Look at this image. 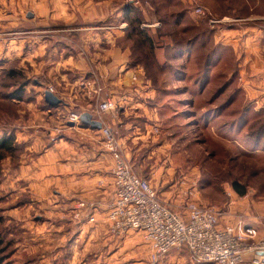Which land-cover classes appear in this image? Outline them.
<instances>
[{"label": "rangeland", "instance_id": "374dc122", "mask_svg": "<svg viewBox=\"0 0 264 264\" xmlns=\"http://www.w3.org/2000/svg\"><path fill=\"white\" fill-rule=\"evenodd\" d=\"M204 2L212 7H204L199 0H0V137L7 132L16 140L15 151L0 162V264H124L130 261L126 256L137 249L123 247L119 262L102 259L97 236L89 238L86 231L80 234L68 212L52 207V201L60 197L50 192L52 201L38 200L28 183L16 179L20 161L24 165L25 158L35 160L45 150L39 142L33 148L35 134L40 142L45 141L40 136H46L41 129L46 118L37 116L42 104L36 94L44 87L54 91L55 85L64 91L62 82L70 76L61 79L59 71L48 72L51 54L46 59L45 53L55 34L75 30L89 36L87 44L95 43L89 32L98 38L97 60L88 57L85 70H95L88 72L93 83L100 79L109 86L114 81L113 96L103 99V94L98 100L109 99L118 106L106 111L114 112L117 149L125 145L132 150L128 159L120 153L139 176L148 179L158 198L178 212L192 199L202 206H214L221 224H264V108L256 109L254 98L241 87L231 50L227 48L221 61L222 55H215L209 41L213 31L237 22L231 17L234 14L220 0ZM124 6L137 9L141 27L153 31L163 46L159 64L147 44L140 43L135 52L132 43L126 46ZM197 8L205 11L204 16ZM235 9V14L240 12ZM180 18L182 25L176 22ZM209 19L220 22L212 24ZM119 32L121 37H115ZM191 34L198 37L197 45L183 49L187 52L182 55L177 43ZM70 40H64L67 48L75 46L77 51V40ZM119 49L129 51L128 64L119 57ZM99 61L102 69H97ZM63 66L69 67L66 58L55 65ZM5 68L19 70V74L8 77ZM26 80L20 102L5 97L12 90L10 85ZM130 97L136 98L133 107L126 102ZM126 105L128 112L120 115L119 106ZM71 114L78 113L67 117ZM68 123L79 132V123ZM123 124L128 127L124 129ZM60 127L68 125L63 122ZM55 131L60 134L62 128ZM16 132L26 139L18 141ZM234 181L244 186L243 195L233 189ZM124 235L120 237L135 236ZM245 258L249 264V255Z\"/></svg>", "mask_w": 264, "mask_h": 264}, {"label": "crops", "instance_id": "0c3cea01", "mask_svg": "<svg viewBox=\"0 0 264 264\" xmlns=\"http://www.w3.org/2000/svg\"><path fill=\"white\" fill-rule=\"evenodd\" d=\"M199 1L203 6L205 5L204 7L206 8L212 7V4L209 3L207 5L204 0ZM220 1L224 9L227 8L229 14H234L231 15V17H234L237 22H231L221 29L212 32L209 41L212 42V46L215 48L213 52H215V55L219 53V55L224 53L226 55L227 48L231 50L229 54L231 56L233 55L232 58L236 66V75L241 81V87L254 98L253 101L256 103V109L261 110L264 108V0H239L238 3L231 2V0ZM235 8H238L240 12L235 14ZM210 12L216 15L213 10H210ZM199 19L200 18L197 17L196 21ZM176 22H180L182 25L183 18L178 19ZM149 33L152 35L153 31ZM72 34L74 35L70 36ZM88 35H91V39L95 42L94 44L92 42L87 44L85 39L89 36L82 34L80 30L57 33L53 36L54 41L45 53L46 59L47 56L49 57L51 54L48 61L49 68L47 70L48 72L59 71L62 74V77L60 76L61 79L67 78V75L70 73L68 82H62V84H65L64 88L68 90L63 88L64 91H61L59 90V85L53 86L55 88L53 94L62 100V103L55 107H50L44 102L43 92L46 89L45 87L40 88V91L36 94V99L42 104V109L38 111V115H33H37L38 117L45 115V127H41V129H43L42 131L45 132L46 136L44 137V135H41L40 137L45 141L40 142L39 136L35 134L34 137L37 140L35 144H32L35 145L33 148L36 150L38 147L37 143L39 142V145H43L45 150L40 153V157L35 160H28L25 158L24 165L21 160L20 173L17 174L16 179H18L19 182L22 179L28 183L30 187L29 191H31L38 200H46L47 202L52 201L50 200L51 198L49 199L48 195L50 192L55 197H60V199L56 198V200L52 201V207L58 210L61 209L63 212H68L69 219L78 225L80 234L86 231V233H89V238L94 234L97 236L96 245L98 246L99 255L102 259H109L111 262H119L121 258L119 259L118 256L119 253L121 254L122 248L130 245L137 249H134L132 255L126 256L130 261H124V258H122L124 264H148L150 262V251L140 233L130 231L126 235L131 236L132 234L135 235L134 237L121 238L123 237L121 236L115 238L111 236L107 230L106 208L114 198V189L111 183V168L114 159L111 152L104 146L100 129H91L77 124L79 129L78 132V130H75L76 128H73L66 122L67 115L71 112H77L78 114L88 112L92 115L93 119L110 127L114 134V112L97 111L98 104L103 99L113 96L114 81L110 82L108 86L107 84H103L102 80L99 79L95 81L94 79V84L88 72H94L95 70L92 68V71L88 69L85 70L86 65L88 66V57L91 56L95 61L97 60L95 57V54H97L95 47L98 45L96 44L98 38H96L94 32H89ZM115 37H121V33L119 32ZM122 37L124 38L125 34ZM73 38L77 40V51L75 50V46L68 49L66 42H64V40L69 42L71 41L70 39ZM183 38L184 39H181V41L177 43V47L180 48L182 55L187 52L183 49H187L189 46H196L198 41V37L195 34H191V37H188L189 40H187L188 38L186 36ZM204 39L205 38H203L201 42ZM129 42V39L125 40L126 46ZM162 47L161 45H156L154 50V58L158 63L163 59ZM124 51L126 50L119 49L118 55L128 64L130 53L128 50L126 52ZM224 57L223 55L221 56V61L224 60ZM64 58H66V64L69 65V67L66 68V66H63V68H56L55 65L64 62ZM96 64V66L99 67H97V69H102V62L99 61ZM79 71H81L80 74L76 76ZM60 81L62 80L56 83L59 84ZM121 81H123V79ZM104 88H110V90ZM61 93H63V95ZM101 96L104 98L98 100ZM133 99L136 98H127L129 102H126L129 103V106H131ZM136 101L138 102V99ZM133 106L134 105L131 107ZM127 107V105L122 107L119 106V110H121L120 115H125L128 112ZM63 122H65V125H68V127H60V125H63ZM58 126L62 128L60 134L55 133V128ZM122 127L125 129V127L128 126L127 124H123ZM17 138H20L18 140L20 142L23 138L26 139L22 132L17 135ZM124 147H121V151L128 159V157L132 155V150L128 151L126 147ZM121 151L119 149V152ZM35 167L38 169L36 170ZM79 203L84 204L83 215L80 220L75 221L71 215H73ZM183 208L184 206L182 209ZM181 211L183 210L179 212ZM90 215L94 216L93 222L88 221ZM243 223L253 226L258 233L264 231L263 223L261 226L252 221ZM136 236L138 238H136ZM156 264L198 263L189 256L186 250H172L160 256Z\"/></svg>", "mask_w": 264, "mask_h": 264}, {"label": "built area", "instance_id": "2783aa9c", "mask_svg": "<svg viewBox=\"0 0 264 264\" xmlns=\"http://www.w3.org/2000/svg\"><path fill=\"white\" fill-rule=\"evenodd\" d=\"M200 15L205 11L197 8ZM214 24L220 22L209 19ZM48 91L54 93L48 87ZM114 101L98 104V112L117 109ZM80 124L79 115L71 114L66 122ZM104 146L113 156L111 183L114 198L107 206L106 225L109 234L120 237L130 231L141 234L150 251L149 260L156 263L160 256L172 250H186L198 262L205 264H242L249 255V264H264V235L241 221L221 224L220 212L214 206H202L193 199L183 211L172 210L162 202L148 179L139 176L117 149L110 127L101 125ZM83 203L75 208L72 217L80 220ZM88 221L93 222L90 215Z\"/></svg>", "mask_w": 264, "mask_h": 264}, {"label": "trees", "instance_id": "16d2710c", "mask_svg": "<svg viewBox=\"0 0 264 264\" xmlns=\"http://www.w3.org/2000/svg\"><path fill=\"white\" fill-rule=\"evenodd\" d=\"M122 12L124 15L123 21L126 22L128 25L127 34L125 35V40L130 41L131 47L135 52V48H138L139 44H147V46L150 47L151 50H154L156 45L159 44L156 42L157 38L155 36L150 35L149 30H145L141 28V23L143 22L142 18H140L137 14V9L132 6H124L122 8ZM135 32L136 34H133ZM138 39V41H137ZM155 40V41H154ZM132 59V57H131ZM130 63L131 66H134L135 62L132 60ZM158 63V62H157ZM159 64V63H158ZM5 74L8 77H12L14 75H18L19 70H15L12 68H5L4 69ZM5 75V76H6ZM26 81H23L22 83H16L15 85H10L12 90H8L6 93H4L5 97L11 100L12 102L18 103L23 98V91L25 89ZM3 136L0 137V162L3 160L7 155L12 154L15 151V137L14 135H10L7 132H4ZM233 189L240 195H243L245 193L244 186L240 185L238 182L234 181L232 182ZM1 241V240H0ZM244 264V262L242 263Z\"/></svg>", "mask_w": 264, "mask_h": 264}, {"label": "water", "instance_id": "95a60500", "mask_svg": "<svg viewBox=\"0 0 264 264\" xmlns=\"http://www.w3.org/2000/svg\"><path fill=\"white\" fill-rule=\"evenodd\" d=\"M27 16L31 17L32 14L29 12ZM43 100L50 107H55L62 103V100L59 97H57L55 94H53L48 90H45L43 92ZM79 121H80L79 124L80 126L89 127L91 129H96V130H99L102 125L100 121L93 119L92 115L88 112L80 113Z\"/></svg>", "mask_w": 264, "mask_h": 264}]
</instances>
